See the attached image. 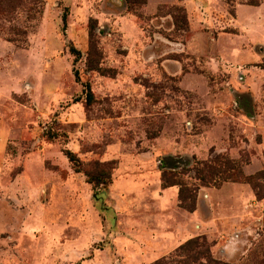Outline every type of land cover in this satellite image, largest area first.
I'll return each mask as SVG.
<instances>
[{
    "label": "rangeland",
    "instance_id": "1",
    "mask_svg": "<svg viewBox=\"0 0 264 264\" xmlns=\"http://www.w3.org/2000/svg\"><path fill=\"white\" fill-rule=\"evenodd\" d=\"M157 1L0 0V264H149L198 236L214 260L264 264V206L237 238L167 243L207 216L213 156L264 200V43L235 21L264 0Z\"/></svg>",
    "mask_w": 264,
    "mask_h": 264
},
{
    "label": "crops",
    "instance_id": "2",
    "mask_svg": "<svg viewBox=\"0 0 264 264\" xmlns=\"http://www.w3.org/2000/svg\"><path fill=\"white\" fill-rule=\"evenodd\" d=\"M165 1L171 2L169 0H159L156 6ZM190 5L193 4L186 3V9L190 8ZM235 21L241 28L242 34L245 30L254 38V42L264 43V1L253 6L241 5L240 8H238ZM245 24L250 26L249 30L245 27ZM242 45V42H235L230 45L232 48L231 55L235 60L240 58V53L237 54V51L238 46L242 49ZM193 49H195V46L187 50L192 51ZM175 194H177V189L174 186L164 190V195L167 199L170 198V195ZM205 196L207 201L200 200V203H203L201 206L207 209V216H202L199 207L194 212L184 214V223L175 225L177 233L173 235L172 238H169L168 244H174L173 242H178L192 233H195L196 236L205 235L210 239L215 238L216 235L224 236V234L227 236L230 235L231 239H233V237L237 238L239 225L243 222H251L253 220V216L249 214V205L261 209L264 206V200H257L252 190L243 183H237L235 181H224L218 188L214 186L206 188ZM158 221L162 225H166L167 222L164 218H158ZM231 243L232 240H230V244ZM230 244H224L222 248L223 257H225V255L228 256V258L225 257L226 259H230V257L232 258L234 255L233 249L228 250L231 246Z\"/></svg>",
    "mask_w": 264,
    "mask_h": 264
},
{
    "label": "trees",
    "instance_id": "3",
    "mask_svg": "<svg viewBox=\"0 0 264 264\" xmlns=\"http://www.w3.org/2000/svg\"><path fill=\"white\" fill-rule=\"evenodd\" d=\"M258 2V1H257ZM256 1H250V4H257ZM175 9L184 11L181 6H175ZM185 18V17H184ZM185 20V19H184ZM202 163V162H201ZM234 161L225 155L213 156L207 161L201 169L196 168L198 178L200 180H210L218 178L220 181H237L235 175L230 171H235ZM170 158L166 157L161 160L160 168L162 169V183L164 186L180 184L179 181H170L166 175L167 169H171ZM88 181L93 186L105 185L110 178V175L105 169H99L94 172H87ZM208 180V181H209ZM257 197L259 196L256 192ZM185 196L182 188L178 191V197L181 201ZM149 264H231L219 260L212 259L208 247H206V239L203 236H198L187 240L184 244L170 255L159 258Z\"/></svg>",
    "mask_w": 264,
    "mask_h": 264
}]
</instances>
